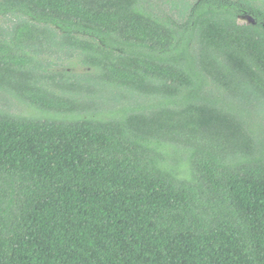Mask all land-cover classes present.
Listing matches in <instances>:
<instances>
[{
	"label": "trees",
	"instance_id": "obj_1",
	"mask_svg": "<svg viewBox=\"0 0 264 264\" xmlns=\"http://www.w3.org/2000/svg\"><path fill=\"white\" fill-rule=\"evenodd\" d=\"M256 6L0 0V264H264Z\"/></svg>",
	"mask_w": 264,
	"mask_h": 264
},
{
	"label": "flooded vegetation",
	"instance_id": "obj_2",
	"mask_svg": "<svg viewBox=\"0 0 264 264\" xmlns=\"http://www.w3.org/2000/svg\"><path fill=\"white\" fill-rule=\"evenodd\" d=\"M253 4H257L255 9H252L249 14L252 19L254 20L252 25L264 29V8H259L260 6L264 5V0H251Z\"/></svg>",
	"mask_w": 264,
	"mask_h": 264
},
{
	"label": "water",
	"instance_id": "obj_3",
	"mask_svg": "<svg viewBox=\"0 0 264 264\" xmlns=\"http://www.w3.org/2000/svg\"><path fill=\"white\" fill-rule=\"evenodd\" d=\"M238 22L240 24H251L254 22V20L249 14H244V15L239 16Z\"/></svg>",
	"mask_w": 264,
	"mask_h": 264
}]
</instances>
